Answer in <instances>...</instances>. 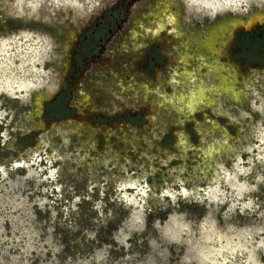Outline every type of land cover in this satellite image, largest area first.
Masks as SVG:
<instances>
[{
	"label": "rangeland",
	"instance_id": "obj_1",
	"mask_svg": "<svg viewBox=\"0 0 264 264\" xmlns=\"http://www.w3.org/2000/svg\"><path fill=\"white\" fill-rule=\"evenodd\" d=\"M261 27L264 0H0V264H264Z\"/></svg>",
	"mask_w": 264,
	"mask_h": 264
},
{
	"label": "bare ground",
	"instance_id": "obj_2",
	"mask_svg": "<svg viewBox=\"0 0 264 264\" xmlns=\"http://www.w3.org/2000/svg\"><path fill=\"white\" fill-rule=\"evenodd\" d=\"M235 21L236 19H233V18H229V16L228 15H226L224 18H220V19H218L217 21H216V24H217V28L219 29L218 31L220 32V31H224V29L228 26L227 24L229 23V21ZM218 21H219V23H218ZM235 25V26H234ZM233 27H235L236 29H238L239 27H240V25L239 24H233ZM208 33L209 34H211V33H214V32H212V30H210V28H209V31H208ZM219 43H221V40H220V42ZM219 51H220V48H217ZM198 98H195V97H191L190 99H189V101H188V106L190 107V109H191V111H195L196 110V105L198 104ZM172 182V180L171 179H167L166 180V184H169V183H171ZM129 187H134V185H133V183H128V182H126V181H124V182H122L121 183V188L122 189H127V188H129ZM136 187V186H135Z\"/></svg>",
	"mask_w": 264,
	"mask_h": 264
},
{
	"label": "flooded vegetation",
	"instance_id": "obj_3",
	"mask_svg": "<svg viewBox=\"0 0 264 264\" xmlns=\"http://www.w3.org/2000/svg\"><path fill=\"white\" fill-rule=\"evenodd\" d=\"M104 26L106 27V25L104 24V25H102V26H100V25H98L97 27H95V29H94V33L93 34H91V37H93V40H97L98 41V45L99 44H101V43H103L106 39H108V37H109V31L111 30L110 29V27H107L108 28V30L105 28V30H104ZM263 27H261V28H259V29H256V30H261ZM110 29V30H109ZM239 29V28H238ZM237 30V29H236ZM235 30V31H236ZM255 30V31H256ZM107 31V32H106ZM240 30H237V32H239ZM254 31V32H255ZM246 32H248V31H246ZM243 33V32H242ZM252 33V32H251ZM251 33H246V34H251ZM97 37V38H96ZM99 41H102L101 43H99ZM238 41H239V39H238ZM96 48H97V46H96ZM95 48V49H96ZM97 50V49H96ZM90 54L92 55L93 53L92 52H90ZM90 54L88 55V57L86 58V59H88L89 57H90ZM80 57V56H79ZM158 57H159V59L158 60H160V59H162V56L161 55H158ZM151 64H153V61L151 60V57L150 58H148V61H146L145 62V66H144V68L146 67V66H148V65H151Z\"/></svg>",
	"mask_w": 264,
	"mask_h": 264
},
{
	"label": "trees",
	"instance_id": "obj_4",
	"mask_svg": "<svg viewBox=\"0 0 264 264\" xmlns=\"http://www.w3.org/2000/svg\"><path fill=\"white\" fill-rule=\"evenodd\" d=\"M113 15H115V12H112V15L111 16H113ZM112 20H111V18H109L108 17V19H106V21H104V23H105V25H106V27L104 26V29L106 28L107 30H108V28L107 27H109L110 25H112L113 23H111L110 24V22H111ZM264 28V27H263ZM262 28V29H263ZM261 29V30H262ZM260 30H256L255 32H259ZM107 32V31H106ZM90 54V52L89 53H87L86 54V56L84 57V58H82V61H84L87 57H88V55ZM64 97H63V95H61L60 97H58L57 98V100H55L51 105H50V107H49V109H48V112L50 113V115H52V112H53V108H51V106H53V104L54 105H56V106H66V100L65 99H63Z\"/></svg>",
	"mask_w": 264,
	"mask_h": 264
}]
</instances>
